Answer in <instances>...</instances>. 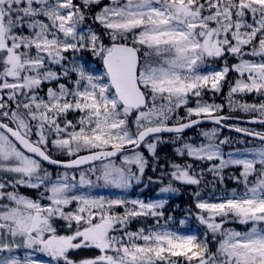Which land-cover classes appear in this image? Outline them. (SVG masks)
Segmentation results:
<instances>
[{"label":"snow or ice","instance_id":"obj_1","mask_svg":"<svg viewBox=\"0 0 264 264\" xmlns=\"http://www.w3.org/2000/svg\"><path fill=\"white\" fill-rule=\"evenodd\" d=\"M0 264H264V0H0Z\"/></svg>","mask_w":264,"mask_h":264},{"label":"trees","instance_id":"obj_2","mask_svg":"<svg viewBox=\"0 0 264 264\" xmlns=\"http://www.w3.org/2000/svg\"><path fill=\"white\" fill-rule=\"evenodd\" d=\"M85 59L91 60L90 55L85 54ZM232 62H235V61L233 60ZM94 64H95L94 66L96 67L97 64L95 61H94ZM230 79H231V77H230ZM226 93H227V86H225L223 92L219 96L216 97V101L223 103L224 102V95H226ZM208 96L210 97L211 94H208ZM245 99H247L249 102H251L253 100V97L249 96V97H246ZM224 114H227V108H225ZM237 115L243 116V114H241V113H237ZM72 118L73 117L70 115L69 119H72ZM244 119H247V117H244ZM207 126H210V125H203L201 127H207ZM240 126L259 128L258 125H251V124H241ZM195 131H196V129L188 130L186 132V135L191 136ZM228 132L236 133L233 131H228ZM237 135L240 136V134H237ZM165 138L167 139V137H165ZM173 148H174V145H172L171 143H166V144H162V145L158 146L157 155L159 156L160 159H159V162L157 164L156 171L155 172L153 171V168H152L153 162H152L151 158H149V167L145 171L144 184H148V177H152L153 180H156L161 175L160 165H163L164 168H167L169 161L175 160L176 162H183V160L181 158L176 157V155L173 151ZM145 155L146 156L148 155L146 150H145ZM55 156L57 158H63V157H59L57 155H55ZM64 158H66V157H64ZM49 170L53 171V170H59V169L50 167ZM167 182H168V177H165L164 184H167ZM144 184H142V185H144ZM164 184H159V183L149 184L147 190L150 193H154V191L159 190V188L164 186ZM175 187L180 189V191L178 192V195L172 197V199H171L173 202L178 203V206L176 205V207H175L176 208L175 213H178V211H179L180 213L184 214L187 207L192 203V197L190 196V192L192 189L185 187V186H182L178 183ZM149 223H151V221H149ZM140 226H142L140 223L134 222L131 225V230L134 231ZM93 254H95V253H92V255Z\"/></svg>","mask_w":264,"mask_h":264},{"label":"rangeland","instance_id":"obj_3","mask_svg":"<svg viewBox=\"0 0 264 264\" xmlns=\"http://www.w3.org/2000/svg\"><path fill=\"white\" fill-rule=\"evenodd\" d=\"M91 60H92V58H91ZM95 64H94V60H93V63H92V66L93 67H95L94 66ZM217 103H221V102H219V101H216ZM183 111L181 110V115H183V113H182ZM213 125H211V126H207V127H202L203 129H209V128H211ZM257 130H261L260 128H257ZM197 131V130H196ZM195 131V132H196ZM194 132V133H195ZM194 133L192 134V135H194ZM191 135V136H192ZM224 136H231V137H236V138H239L240 136L239 135H237L236 133H232V132H228V131H226V130H224V129H222V135H221V139L224 137ZM142 151H144L145 152V150L144 149H142ZM54 155H57V156H59V154H55L54 153ZM59 157H62V156H59ZM50 171H52V170H50ZM57 171H63V169H59V170H53L52 172L55 174ZM209 179H211V177H209ZM179 184V183H178ZM177 185V183H174L173 184V187H175ZM225 186L227 187V188H232V187H235V184L233 183V182H231V181H225ZM116 192V190H102L101 191V193L100 194H103V195H109V194H112V193H115ZM138 193H141V198H145V199H147V198H152V197H156L157 196V194H158V190L157 191H154V193H150L148 190H147V188H144V185H141L140 186V188L139 189H136L135 191H130V193H129V195H130V197L131 198H135L136 197V195L138 194ZM178 195V193H175V194H163V198H168L169 199V204H168V206H167V210H168V212L170 213V214H172L173 216H175L177 219H180V218H182L183 217V215L184 214H182V213H180L179 211H178V213H175V207H176V205L178 206V203H175V202H173L171 199H172V197H174V196H177ZM172 201V202H171ZM119 211H121V209H118ZM193 223H195V222H193ZM92 253H94V251H82V252H80V257L81 258H84V257H89V256H91L92 255Z\"/></svg>","mask_w":264,"mask_h":264},{"label":"water","instance_id":"obj_4","mask_svg":"<svg viewBox=\"0 0 264 264\" xmlns=\"http://www.w3.org/2000/svg\"><path fill=\"white\" fill-rule=\"evenodd\" d=\"M204 124H211V122H205ZM225 129H228V128H225ZM52 167H56V166H52Z\"/></svg>","mask_w":264,"mask_h":264}]
</instances>
